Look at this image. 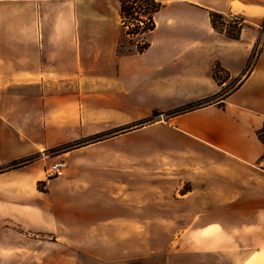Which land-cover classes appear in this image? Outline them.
Wrapping results in <instances>:
<instances>
[{
  "label": "crops",
  "instance_id": "0c3cea01",
  "mask_svg": "<svg viewBox=\"0 0 264 264\" xmlns=\"http://www.w3.org/2000/svg\"><path fill=\"white\" fill-rule=\"evenodd\" d=\"M155 1L146 48L121 52L118 0H0V264H64L45 236L121 247L146 209L175 251L264 264V0Z\"/></svg>",
  "mask_w": 264,
  "mask_h": 264
},
{
  "label": "rangeland",
  "instance_id": "374dc122",
  "mask_svg": "<svg viewBox=\"0 0 264 264\" xmlns=\"http://www.w3.org/2000/svg\"><path fill=\"white\" fill-rule=\"evenodd\" d=\"M145 15V16H144ZM142 19V23L139 20ZM146 14L142 9V5L137 3L134 5L130 15L124 18L127 26L122 27V37L118 43V51L131 50L134 46L143 45L147 42V33H140V28L145 25ZM121 24V19H120ZM139 26L138 28H136ZM125 31H130L129 35ZM251 62V59L249 63ZM216 75L222 77V73L217 69ZM196 104V103H195ZM152 215V209H146V219L144 221V237L131 236L123 237L125 241L121 244H110L108 236H81L74 243L80 247L73 249L66 247L62 250H57V240L54 236H45L43 242L48 251L46 252L49 259H64V264H112L119 262L121 264H200L204 261L205 264H216L215 253H205L201 255L186 254L184 250L175 251L170 245L172 235L170 230L174 231L175 225L169 226L168 221L149 219ZM135 223V222H134ZM134 227V226H133ZM103 233V230H100ZM36 243V241H33Z\"/></svg>",
  "mask_w": 264,
  "mask_h": 264
},
{
  "label": "trees",
  "instance_id": "16d2710c",
  "mask_svg": "<svg viewBox=\"0 0 264 264\" xmlns=\"http://www.w3.org/2000/svg\"><path fill=\"white\" fill-rule=\"evenodd\" d=\"M118 2H119V12H120V19H121L122 27L127 26V24H125V22H124V18L126 17V15H130V12L133 9L134 5H137V3H138V5L139 4L142 5V9L144 11V14H146L145 25H143L140 28V33H147L153 29V27H154L153 15L161 7L160 2H157L155 0H118ZM208 15H209L210 24L215 30L223 33L226 37H228L230 39H238L240 29L243 25V20L240 16H238V17L241 21L239 23H237V21L233 20L230 17L231 16L230 13L222 14V13H218V12H214V11H209ZM139 21H140V23L143 22L142 19ZM138 27L139 26H137L136 28H138ZM130 33H131L130 31H125V34H127V35H129ZM146 46H147V42H145L141 46H137L136 50L142 51L144 48H146ZM254 52H255V49L252 50V54L250 57L253 56ZM248 63H249V61H248ZM216 69L217 68H215V70ZM203 102H205V101H203ZM198 104H201V103H198ZM196 105L197 104H189V105H186L185 107H182L178 110L190 109V108L195 107ZM153 114L155 115L156 113L154 112ZM149 120H150V118L145 119V120L141 121L140 123H144V122H147ZM118 130H116V131H118ZM256 135L259 138V140L262 142L263 147H264V121L262 123V126L256 131ZM99 136L100 135H96L94 137V139H98ZM73 145L74 144H66V145L57 147L56 149H54V151L66 150V149L72 147ZM27 160H28V158L23 159V160H19V161H13L9 165H7L6 168L15 167L18 164L25 162ZM262 160H263L262 168L264 169V154H263ZM1 169H3V167L0 168V170Z\"/></svg>",
  "mask_w": 264,
  "mask_h": 264
},
{
  "label": "built area",
  "instance_id": "2783aa9c",
  "mask_svg": "<svg viewBox=\"0 0 264 264\" xmlns=\"http://www.w3.org/2000/svg\"><path fill=\"white\" fill-rule=\"evenodd\" d=\"M233 20L239 23L241 20L239 19L238 15L231 14L230 16ZM262 28V27H261ZM65 165L63 161H54L48 165L45 172L48 177H58L64 174Z\"/></svg>",
  "mask_w": 264,
  "mask_h": 264
}]
</instances>
